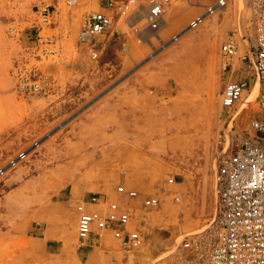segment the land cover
Here are the masks:
<instances>
[{
    "label": "rangeland",
    "instance_id": "1",
    "mask_svg": "<svg viewBox=\"0 0 264 264\" xmlns=\"http://www.w3.org/2000/svg\"><path fill=\"white\" fill-rule=\"evenodd\" d=\"M128 1L116 3L112 28L92 50L83 25L105 1L0 0V167L27 153L0 177V264H84L75 204L92 196L128 207L131 227L143 230L140 249L117 250L121 263L153 264L207 226L220 161L252 118H264L248 95L252 72L238 56L223 69L219 51L248 16L245 0L189 33L196 10L185 2L148 25L131 18L137 2L123 12ZM232 79L249 92L225 108ZM146 196L159 207L143 208Z\"/></svg>",
    "mask_w": 264,
    "mask_h": 264
},
{
    "label": "built area",
    "instance_id": "2",
    "mask_svg": "<svg viewBox=\"0 0 264 264\" xmlns=\"http://www.w3.org/2000/svg\"><path fill=\"white\" fill-rule=\"evenodd\" d=\"M75 4L79 0H65ZM103 9L86 18L82 35L90 40V48L96 37L110 31L115 20V6L119 0H103ZM140 0H129V3ZM179 0H146L143 19L151 25L167 13ZM196 10L188 25L196 29L206 16L225 13L230 0H180ZM248 16L229 30L223 37L219 51L224 58L223 69L232 70L231 58L240 57L243 69L252 72L259 84L257 104L264 114V0H245ZM42 14L48 15L43 7ZM135 13V12H134ZM132 18V17H131ZM248 83L243 79L228 80L221 92V105L233 107L243 97ZM250 131L238 142L228 156L222 158L215 184V212L201 232L186 234L169 254L157 257L153 264H264V118H252ZM27 153L20 151L0 167V177L23 161ZM169 185L176 184L168 178ZM120 193L124 192L119 187ZM128 197H138L136 191H127ZM179 201L178 196H174ZM145 209H157L158 198L146 196L141 199ZM77 214L76 232L81 246L101 244L110 234L122 253L140 249L144 233L132 228V214L116 200L106 196H92L88 201L75 204Z\"/></svg>",
    "mask_w": 264,
    "mask_h": 264
},
{
    "label": "crops",
    "instance_id": "3",
    "mask_svg": "<svg viewBox=\"0 0 264 264\" xmlns=\"http://www.w3.org/2000/svg\"><path fill=\"white\" fill-rule=\"evenodd\" d=\"M81 247H85L81 253L85 257L84 264H122L117 255V242L110 234H107L106 238L99 245L90 244ZM112 253L114 254L111 255Z\"/></svg>",
    "mask_w": 264,
    "mask_h": 264
},
{
    "label": "bare ground",
    "instance_id": "4",
    "mask_svg": "<svg viewBox=\"0 0 264 264\" xmlns=\"http://www.w3.org/2000/svg\"><path fill=\"white\" fill-rule=\"evenodd\" d=\"M85 1H86V0H85ZM170 9H173V6L170 7L168 10H170ZM144 11H145L144 8H142V6L138 4L137 7H136V10H135V14H136V15H134V16H136V18L132 16V18H133L132 20L135 21V20L141 18V17L144 15ZM167 12H168V11H167ZM170 12H171V11H170ZM174 12L177 13V10L174 11ZM174 12L172 11V14H170L169 17L175 15ZM182 13H183V12H182ZM164 16H165V15H164ZM164 16H163V17H164ZM216 16H217L216 14H212V15L206 16L205 19L201 22V24H202V23H206L209 19H211V18H213V17L216 18ZM163 17H162V19H163ZM134 18H135V19H134ZM217 19H218V18H216L215 21H217ZM160 20H161V19H160ZM158 21H159V20H158ZM158 21H157V22H158ZM164 21H165V20H164ZM154 24H155V23H154ZM160 26H162V24H160ZM187 26H188V29H186L185 32H186V33H189V32H191L193 29L190 28L189 25H187ZM158 28H159V27H158ZM158 28H157V29H158ZM155 30H156V29H153V30H151V32L154 33ZM157 36H158V35H157ZM258 90H259V84H258V82L256 81L255 84H254V86L252 87L250 93H248V95H249V96H251V95H255V97H256V96L258 95ZM253 91H254V92H253ZM246 92H249V91L246 90L244 93H246ZM252 93H253V94H252ZM240 111H241V109H239V110L237 111V114L240 113ZM206 227H207V226H205L203 229H205Z\"/></svg>",
    "mask_w": 264,
    "mask_h": 264
}]
</instances>
